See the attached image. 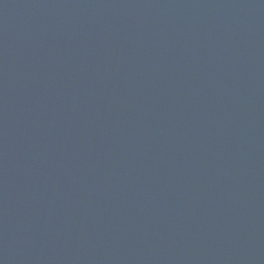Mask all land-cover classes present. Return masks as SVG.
I'll use <instances>...</instances> for the list:
<instances>
[{"label":"water","instance_id":"obj_1","mask_svg":"<svg viewBox=\"0 0 264 264\" xmlns=\"http://www.w3.org/2000/svg\"><path fill=\"white\" fill-rule=\"evenodd\" d=\"M0 264H264V0H0Z\"/></svg>","mask_w":264,"mask_h":264}]
</instances>
